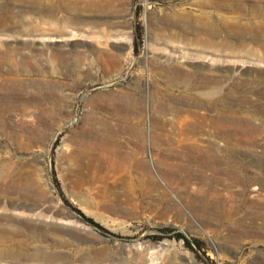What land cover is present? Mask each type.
Segmentation results:
<instances>
[{"label": "rangeland", "instance_id": "1", "mask_svg": "<svg viewBox=\"0 0 264 264\" xmlns=\"http://www.w3.org/2000/svg\"><path fill=\"white\" fill-rule=\"evenodd\" d=\"M41 2L0 0V95L23 87L0 127V264H264V33L254 28L264 0H111L79 13L72 0L53 13ZM198 2L248 31L219 32L212 47L183 38L166 16ZM207 94L213 105L200 110L220 114L232 142L220 135L216 150L186 148L181 159L157 138L169 117L160 109H191ZM116 98L140 104V123L139 109L131 119L113 110ZM135 126L140 164L126 162L115 181L112 161H91L104 152L82 141L111 128L126 155L139 148ZM79 176L108 179L107 200L76 186Z\"/></svg>", "mask_w": 264, "mask_h": 264}, {"label": "bare ground", "instance_id": "2", "mask_svg": "<svg viewBox=\"0 0 264 264\" xmlns=\"http://www.w3.org/2000/svg\"><path fill=\"white\" fill-rule=\"evenodd\" d=\"M35 1L36 2L42 1L41 3L37 4V8H36L37 10L43 11V12H49V13L56 12L59 7H63V6L67 7L69 6V4H71V0H35ZM110 1L111 0H72L73 10L76 13L81 12L83 9H88V10L93 9V11L94 10L103 11L108 7ZM218 3L219 1H214L208 5H216ZM187 5L188 4H185V3L182 4L175 11H172L170 14L166 16L169 20V24L173 26L183 27L182 30L184 29L183 31H186V32H181L183 38H185V35L189 33H193L195 35L201 34L202 37L200 40L202 41V43H204L206 46L212 47L211 45H213L214 38L219 34V32L229 31V30L236 29V28L240 30L248 31L246 30L248 26L246 24H243L239 18L226 17L223 15L203 11L201 10V8H204L206 6L205 4L200 3V2L193 4V6L200 8V10L194 7H190L191 5L190 6H187ZM67 8H70V7H67ZM254 28L257 31L264 33V22L259 21L258 23L254 25ZM21 33H25V32H21ZM102 35L105 36L104 32ZM114 61L116 62V60ZM21 86L22 84L20 82H17V83H14L12 87L7 86L6 88L1 89L2 91L3 90L6 91L0 95V127L2 128L5 127L4 119L6 118V116L10 115L11 113H14V109H15L14 104H15L16 94L18 95L20 93V90H22L23 87ZM211 97H212V94H207L206 98L208 99H205L201 102H196L194 101L195 99L193 98L194 106L191 109H185L183 107L176 106L177 104L173 105L172 103L171 105H169V107L163 106L160 109L161 110L160 112L163 114V116H164V113L169 112V117L165 118V120H163V118L161 117L162 123L158 129L159 132H157V138L161 139L164 143L165 142L171 143L173 145H176V147L180 148L182 150L180 151L181 159H183L182 157L186 156V152H185L186 148L202 150V148L206 146L210 148L211 150H216L217 145H219V141L221 140L219 138L220 135L223 136L222 142L226 146H228L232 142L231 137H229L228 130L227 131L222 130V128L226 127V120L220 119L219 118L220 114L216 115L215 117H210L207 115L206 112H203L200 110V108H202V105L204 103H210V102L211 104L213 103ZM116 100L120 101V104L114 105L113 110L118 113L120 112L121 114L123 113L122 115H124V113H126L127 116L130 115L129 116L130 118L127 117L126 115L125 116L121 115L120 117H123L125 120L128 121L129 119H131V112H133L136 109H139L133 122L136 121V123H140V120L143 119L140 108H139L140 104H137V102H135L134 100H129L128 98H118V99L116 98ZM183 102L184 101H182L181 103L183 104ZM242 123H244V125H249V122H242ZM237 124L238 123H236V125ZM104 128H105L104 130L109 131V133L107 132L108 134L107 133L105 134L111 135V136H108L105 139L98 140V141H97L98 138L96 137L97 138V139L95 138L96 140L93 139L94 142L91 141L88 143L86 141H82V144L84 146H87L86 148L90 149V151L92 148L98 147L104 152L102 153L103 155H99L97 158H93L92 156L89 158H91V161L95 159L96 161L97 160L98 161H105V160L112 161L113 174L114 175L117 174L114 177L116 181L119 175L118 173L125 172L128 169V167L124 165L126 162L135 163L136 165L140 164L139 155L142 153L141 149L143 148L144 137H143V133L136 129V126L135 128L134 127L131 128L130 132H132L134 137H136V140L138 143L137 146H139V148L136 146L137 151L134 150L133 152L131 151V153H128V154L126 153L125 155V154H122L120 150H117L115 149V147H113L115 146L113 144L115 143V137H114L115 132H113V129L106 128V127ZM236 130H235V133H236ZM87 155H89V153ZM161 158H162L161 156L158 157V159H161ZM145 177H146V181L149 183V187L151 190L155 188L159 190V185L148 174ZM108 181L109 180L104 177H97V176H93V177L91 176L80 177L79 176L78 179L73 180V182L76 183L75 184L76 186H82L84 184H89L88 186H91L92 188H94V185H96V187L94 188L95 191L98 193L99 196H101L102 199H105V200H107L106 197H108L109 196L108 194L111 192V186ZM117 183L120 186H122L123 191L122 192L120 191L121 193L125 194L126 192L132 191V186L126 177L123 179H120L119 177ZM138 183L140 182L138 181ZM118 194L119 192L112 193V199H108V201L111 203L116 202L118 198L117 196ZM161 194H162V198L165 201H167V203H169L170 207L175 206L165 192H162ZM0 256H2V254ZM141 264H150V263H148L147 261H143Z\"/></svg>", "mask_w": 264, "mask_h": 264}]
</instances>
